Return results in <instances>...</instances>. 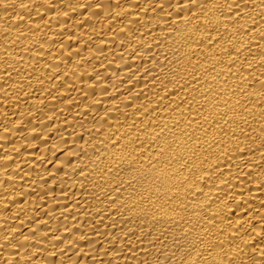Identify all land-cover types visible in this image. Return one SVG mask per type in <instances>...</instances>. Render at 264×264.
<instances>
[{
  "label": "bare ground",
  "instance_id": "bare-ground-1",
  "mask_svg": "<svg viewBox=\"0 0 264 264\" xmlns=\"http://www.w3.org/2000/svg\"><path fill=\"white\" fill-rule=\"evenodd\" d=\"M0 264H264V0H0Z\"/></svg>",
  "mask_w": 264,
  "mask_h": 264
}]
</instances>
